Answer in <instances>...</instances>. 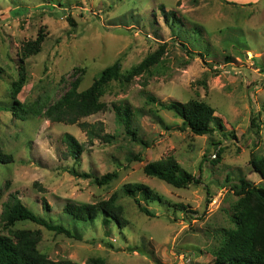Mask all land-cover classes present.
Segmentation results:
<instances>
[{
	"label": "rangeland",
	"instance_id": "1",
	"mask_svg": "<svg viewBox=\"0 0 264 264\" xmlns=\"http://www.w3.org/2000/svg\"><path fill=\"white\" fill-rule=\"evenodd\" d=\"M162 7L175 11L181 24H167ZM39 35L45 37L41 51L24 60L25 84L17 94L37 113L18 117L10 108L22 48ZM162 46L150 73L111 82L102 98L105 110L80 121L113 136L109 142L91 141L81 124L53 123L43 115L76 80L79 91L87 90L115 63L124 76ZM192 99L213 107L222 128L196 136L159 106ZM117 107L129 108L130 126L146 147L127 133ZM65 134L83 146L79 159L69 154ZM0 149L13 156V163L0 165L1 235L39 231L43 254L75 264L95 258L107 264H216L223 231L235 229L234 186L241 178L264 185L251 163L264 156V0H0ZM169 156L199 183L177 189L145 175L148 163ZM72 168L92 178H77ZM109 173L117 178L95 183ZM130 183L163 198L148 203L155 217L124 193ZM114 193L125 208V228L112 222L106 230L102 217L76 223L63 211L67 203L106 202ZM11 195L80 240L29 221L3 229V204Z\"/></svg>",
	"mask_w": 264,
	"mask_h": 264
},
{
	"label": "trees",
	"instance_id": "2",
	"mask_svg": "<svg viewBox=\"0 0 264 264\" xmlns=\"http://www.w3.org/2000/svg\"><path fill=\"white\" fill-rule=\"evenodd\" d=\"M162 10L166 23L170 24L171 27L181 24V20L177 17L175 11L165 12L164 7H162ZM44 38L43 35H39L35 41H29L22 48L21 78L13 85V104L10 108L15 116L22 117L32 112L37 113L32 111V109L26 108V105H22L17 100V94L25 84L24 60L40 53ZM163 49L164 46L161 47L160 51L151 54L138 66L129 70L124 76L121 73L120 63H115L106 68L87 90L79 91L80 80H76L63 97L46 108L43 115L53 123L81 124L91 141L99 138L109 142L113 136L101 135L97 128L87 123H80V121L105 110L106 104L103 103L102 98L111 82L125 80V82L130 83L134 78L150 73V69L159 64ZM150 101L155 102V99L151 98ZM159 106L162 109L174 112L182 119L184 127L196 136L213 135L216 127L222 128L221 121L215 116V109L204 101L192 99L186 103L159 102ZM116 112L118 119L124 123L127 133L133 141L146 147V142L137 138V132L130 126L129 108L121 109L117 107ZM213 123L216 124L213 125ZM63 142L66 144L72 158L77 160V158L81 157L84 150L76 137L71 134H65ZM10 163H13V156L0 149V165ZM251 163L255 171L264 180V156L253 159ZM70 173L77 178H92L90 174L79 173L74 168L70 170ZM144 173L148 177L161 180L177 189H187L191 185L199 183L198 178L184 170L174 156L148 163L144 167ZM116 178V173H109L101 178L95 177L94 179L95 183L103 186ZM239 182L234 186L239 200L233 207L231 214L235 229L223 231L224 240L215 252L216 264H264V185H254L244 178H241ZM123 191L127 196L135 200L143 214L155 217L154 213L148 208V203L162 202L163 198L150 187L144 184L130 183L124 185ZM138 197H142L143 202ZM1 199L2 194L0 193V201ZM179 208L184 212L188 210L187 206L183 204H180ZM124 209L119 203L118 194L114 193L106 202L101 201L96 204L67 203L63 211L65 214L70 215L76 223L80 224L95 223L96 220L102 217V226L107 230L110 229L112 222L119 228H125L128 225V221L124 216ZM25 221L42 226L58 235L62 234L68 238L80 240V237L67 227L49 223L23 204L16 195H11L7 202L3 204L1 217L3 229H9V227L16 225L18 222ZM40 241L41 235L39 231L23 230L10 232L8 235L0 234V264H75L71 260L53 261L49 259L48 256L39 250ZM107 245L113 247L112 244L107 243ZM88 264H107V262L104 259L95 258L91 259Z\"/></svg>",
	"mask_w": 264,
	"mask_h": 264
}]
</instances>
